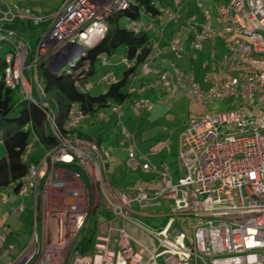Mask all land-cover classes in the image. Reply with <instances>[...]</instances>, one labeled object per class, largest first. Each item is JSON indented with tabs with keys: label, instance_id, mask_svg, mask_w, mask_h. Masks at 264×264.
<instances>
[{
	"label": "built area",
	"instance_id": "built-area-1",
	"mask_svg": "<svg viewBox=\"0 0 264 264\" xmlns=\"http://www.w3.org/2000/svg\"><path fill=\"white\" fill-rule=\"evenodd\" d=\"M28 1L0 0V49L7 45L3 79L7 87L25 98L39 99L47 109V122L57 143L38 163L30 164L17 191L7 187L0 192V206L10 201L13 192L23 199L13 213L30 209L34 216L30 241L8 264H160V258L163 264H264V0H191L197 12L189 15L181 12L180 0L166 6L157 2L161 13L147 29L152 35L150 58L136 69L135 60L124 55V71L134 69L127 86L132 109L152 111L156 102L144 94L159 88L167 92L166 100L183 92L205 107L203 114L182 125L177 169L170 159L173 129L164 127L167 138L144 151L138 145L136 130L122 124L128 167L155 177L159 185L155 190H127L111 184L105 171L111 147L76 131L85 120L107 122L109 115L117 116L116 123H121L126 101L109 102V115L102 109L93 117L74 104L63 132L54 109L45 100L40 76L41 67L60 75L79 72L85 48L99 41L106 30L103 21L126 8L130 0H63L57 10L48 13L37 12ZM15 21L36 27L35 45L11 27ZM170 23L189 25L186 42L179 43L171 35L163 45ZM97 28L101 32L95 35L92 31ZM206 41L210 48L204 50ZM166 48L174 57L187 55L200 61L199 76L195 67L187 70L164 58ZM199 52L207 53L211 60L199 58ZM67 57L68 66L57 69ZM102 62L106 65L107 58L103 56ZM166 62L171 66H165ZM152 64L160 68H152ZM149 75L154 79L147 85L135 86ZM119 81L116 70H109L99 82L106 92ZM217 102L226 103L227 109L218 112L207 107ZM160 155L164 158L154 161ZM48 163L80 177L60 165L77 163L104 200L106 209L97 219L88 254L80 253L74 245L89 217V205L81 200L77 184L49 181L48 192H41ZM50 191L60 194L53 196ZM27 194L33 196L30 207L25 202ZM162 207L169 210L167 223L156 232L133 217L140 209L161 212ZM176 224L182 229L176 230ZM129 226L141 228L151 244L136 238ZM174 230L177 232L172 234ZM0 239L3 248L8 237L1 233ZM16 249L17 245L10 243L4 255Z\"/></svg>",
	"mask_w": 264,
	"mask_h": 264
},
{
	"label": "trees",
	"instance_id": "trees-1",
	"mask_svg": "<svg viewBox=\"0 0 264 264\" xmlns=\"http://www.w3.org/2000/svg\"><path fill=\"white\" fill-rule=\"evenodd\" d=\"M157 2L158 0H130L126 8L110 16L106 30L103 31V35L99 40L98 51H101L99 56L103 54L112 55L118 47L124 46V55L129 59L135 60L136 69L147 61L151 56L152 46V35L147 29L150 25L155 24L158 15L161 13ZM189 14L190 12L186 13V15ZM11 27L19 30L20 34L23 33V36L32 45L36 44L35 38L37 35L36 31H34L36 27L31 23L15 21ZM99 56L88 60L90 62L89 69H82L79 72L77 70L73 74L60 75L53 73L45 67L40 68V76L46 93L45 100L54 109V117L63 132H66L64 124L68 120L71 107L74 104L79 105L85 113L93 117L99 110L107 109L109 102L123 103L128 100L132 102L127 86L129 81L128 76L134 69L123 71L120 81L108 86L109 88L106 92L103 91L99 94L91 93L87 83L89 82V77L96 73L94 63ZM84 61V59L81 60L80 67L84 65ZM6 65L4 54V56H0V142L4 144L5 155L0 157V189L12 187L17 191L20 188L21 179L28 174L30 164L38 163L44 153L57 143V140L47 122V109L40 105L39 99H27L15 89L6 86L3 79ZM79 87H83L85 90L83 91ZM134 130H136L140 146H143L144 151L155 141L161 139L163 136L161 131H164L161 130L155 135H150L147 134L148 130L139 128V126H136ZM76 131L82 137L89 138L90 136V134L80 130V127ZM104 134L95 133L92 136L96 137L97 143L100 144L105 141ZM122 137L124 139L123 134ZM116 139H118L119 143L120 136L115 135L112 142L116 143ZM35 143L38 146L36 149H33ZM29 148L31 150L28 154V159L24 160V156ZM163 158L164 155H160L153 159L159 162ZM125 162L129 169L127 156ZM60 165L77 172L86 185L89 184L87 174L77 163ZM133 177L129 179L127 173L113 171L110 180L114 186L125 187L127 190L146 189L148 187L144 182L147 183L150 177L146 176L144 172L138 171ZM22 214L25 222L33 226L34 216L32 215V210L27 209ZM106 215L110 216L107 212ZM147 219L152 220L150 218ZM166 223L167 219L163 222V226ZM96 232L97 218L92 213L81 229L80 239L77 240L74 248L82 254L90 253ZM12 236V232L7 233L8 238Z\"/></svg>",
	"mask_w": 264,
	"mask_h": 264
},
{
	"label": "rangeland",
	"instance_id": "rangeland-1",
	"mask_svg": "<svg viewBox=\"0 0 264 264\" xmlns=\"http://www.w3.org/2000/svg\"><path fill=\"white\" fill-rule=\"evenodd\" d=\"M63 0H53L52 4L50 5L52 10L55 11L61 6ZM163 6H166L168 4L173 3V0H158ZM180 9L182 13L187 12H197V7L195 3L191 0H180ZM214 3V1H213ZM43 13V12H41ZM109 23L108 19H105L103 21V24L107 26ZM189 25L187 23H170L165 31V37L164 42L168 44L169 39H171V35L179 42L184 43L187 40V36L189 34ZM173 32V33H172ZM172 33V34H171ZM7 48V45H4L3 49H0V56H4L5 50ZM204 50H207L210 48V43L208 41L204 42ZM125 54V47L120 46L116 49L115 53L112 55L103 54L102 56H99L95 61V68L96 73L91 75L89 77V82L87 83V86L90 87L92 94H99L104 91V86L99 82L105 75V72L109 70H116L117 74H121L124 71L125 67L123 65V58ZM107 58V64L103 65L102 57ZM199 58H202L203 60H211L209 55L205 52H199L198 53ZM163 57L167 59H173L174 64L178 66H182L184 68L191 69L192 67H195L199 76V67H200V61H192L189 56H184L183 58H177L174 57L173 54L165 55L163 53ZM81 62V61H80ZM165 66H171L170 62H166L164 64ZM152 68H160L157 64H152ZM90 68V62L88 60L84 61V65L81 66L80 70H87ZM153 76H145L142 80H139L136 82V87L140 88L143 86V84L147 85V82L150 80H153ZM144 96L149 97V99L155 103V106L152 111H140L135 110L130 107L131 101L128 100L124 103L122 108V116H121V123H116L117 116L115 115H109L110 109H105L106 115L108 114L110 116V120L107 122H99V123H92L88 120L83 121L79 127L80 130H82L85 133L90 134L89 137H92V135L98 134V133H105L104 138L105 141L102 142L106 146L111 147V158L106 164L105 171L109 179H111V173L113 171H120L125 172L128 175V178H134L133 175L137 173L130 171V169L127 168V164L125 162L126 159V150H125V142L122 137L121 127L122 124H125L127 128L134 130L136 129V126H139V128L146 129L147 134L155 135L157 132L163 130L164 127H168L170 129H173L174 133L171 138V161L173 163V167L175 169L179 168L180 163L178 160V136L179 132L183 128L184 123H188L192 119H195L199 117L201 114H203L205 107L202 103L194 102L192 101L191 97L183 92H179L175 94L170 100H166L167 98V92L159 88L157 92L151 91L148 89ZM210 110L221 112L225 111L227 109V104L224 102H217L215 104H210L207 106ZM90 122V123H89ZM85 125V126H84ZM94 131V132H93ZM163 133L162 138H167V135L164 131H161ZM116 136H120L119 143L118 139H116V143H113V139ZM115 141V140H114ZM138 145H140V140L137 138ZM3 142H0V157L5 155V147H3ZM38 146L37 143L33 145V149H36ZM140 148L143 150V146L141 145ZM45 176V183L41 182L39 189L41 192H45L47 188V182L49 181H56L61 180L66 182L69 185L75 186L76 184L80 186L81 191V200L84 201L89 205V216L93 213L95 218H100L101 215H104V211L106 209L105 203L102 197H99L96 192H94L93 188L95 187L91 177L86 172L87 177L89 179V184L85 185L83 183V180L81 177L75 175L74 172L68 171L65 172L63 168L56 166V165H50L48 163V168L44 172ZM145 175L150 177V180L144 182V184L148 185L146 188L147 190H155L159 188V185L156 182L155 177L151 176V174ZM43 181V180H42ZM143 184V186H145ZM142 186V187H143ZM125 189V187H123ZM144 188V187H143ZM127 189V188H126ZM48 192V189L47 191ZM53 196L55 194H60V192H54L50 191ZM10 202L8 205H4L9 209V213L11 216H8L9 213H5L4 218H0V234L1 233H9L12 231H16L19 233L20 238L19 242L14 240V238H9L7 242L3 243L4 247H1V239H0V264H8L11 261H14L18 258V256L21 255L23 252V246L27 244L30 241L31 238V229L34 228L31 224H27L24 220V216L22 213H13L16 208L19 207V205L22 204L23 199L19 197L18 195L12 194L10 195ZM33 196L31 194H27L25 197V202L28 207H30L33 204ZM38 206L39 210L43 207L42 198L38 200ZM161 212H159L156 209H149V210H138L137 214H134V219L139 221L141 225H143L147 230L156 232L161 227H163V222L168 218L169 210L165 208L160 209ZM41 212V211H40ZM160 213L159 216L155 217H149V215ZM106 214V213H105ZM41 216V215H40ZM147 218H150L152 220H149ZM102 221V220H100ZM5 222H9V225H5ZM160 225V226H158ZM176 230L182 229L179 227V225H175ZM128 230L132 232V234L136 238H140L142 241H145V243L151 244V240L147 237V235L144 233V231L141 228H136L133 226H129ZM175 231L172 234H175ZM10 243H15L17 245V249L13 252H11L8 256L4 255L5 251H8ZM20 243V244H19ZM20 245V246H19ZM159 263L163 264V258L159 259Z\"/></svg>",
	"mask_w": 264,
	"mask_h": 264
},
{
	"label": "crops",
	"instance_id": "crops-1",
	"mask_svg": "<svg viewBox=\"0 0 264 264\" xmlns=\"http://www.w3.org/2000/svg\"><path fill=\"white\" fill-rule=\"evenodd\" d=\"M52 2H53V0H47V2L45 1V2H32L31 0H29L28 1V3L30 4V5H32V7H34V9L37 11V12H43V13H48V12H50L51 10H52V8H51V6L50 5H53L52 4ZM173 33V32H172ZM171 33V34H172ZM163 45L164 46H166L167 44L163 41ZM165 55H169L170 54V52H169V50L166 48L165 50H164V52H163ZM119 76H121V74H119ZM90 123V122H89ZM85 126V125H84ZM4 189H0V192H2ZM11 195V194H10ZM11 201V200H10ZM9 201V202H10ZM8 202V203H9ZM8 203L6 204V205H8ZM5 205V204H4ZM4 205H1L0 206V218H4V216L3 215H5V213H9L8 211H9V209L6 207V206H4ZM8 216H11V214L9 213V215ZM5 225H9V222H5ZM12 233H13V236L11 237V238H14V240H16V241H18L19 240V238H20V234L19 233H17L16 231H12ZM6 235H7V233H6ZM16 238V239H15ZM9 239V238H8ZM19 242V241H18ZM20 244V243H19ZM20 246V245H19Z\"/></svg>",
	"mask_w": 264,
	"mask_h": 264
},
{
	"label": "water",
	"instance_id": "water-1",
	"mask_svg": "<svg viewBox=\"0 0 264 264\" xmlns=\"http://www.w3.org/2000/svg\"><path fill=\"white\" fill-rule=\"evenodd\" d=\"M99 41L91 42L86 48L82 55V59L89 60L90 58L97 57L101 54V51H98ZM69 57H67L63 62L57 65V69H62L69 64ZM52 69V68H51ZM49 70V69H48Z\"/></svg>",
	"mask_w": 264,
	"mask_h": 264
},
{
	"label": "bare ground",
	"instance_id": "bare-ground-1",
	"mask_svg": "<svg viewBox=\"0 0 264 264\" xmlns=\"http://www.w3.org/2000/svg\"><path fill=\"white\" fill-rule=\"evenodd\" d=\"M92 32L96 35V34L100 33L101 31L99 28H97V29H94Z\"/></svg>",
	"mask_w": 264,
	"mask_h": 264
}]
</instances>
